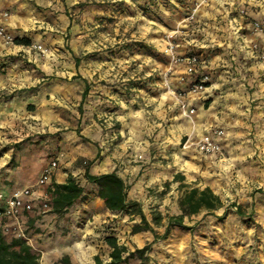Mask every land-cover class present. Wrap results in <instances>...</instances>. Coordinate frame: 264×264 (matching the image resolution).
I'll use <instances>...</instances> for the list:
<instances>
[{"label": "crops", "instance_id": "0c3cea01", "mask_svg": "<svg viewBox=\"0 0 264 264\" xmlns=\"http://www.w3.org/2000/svg\"><path fill=\"white\" fill-rule=\"evenodd\" d=\"M75 3L77 0H0V12L8 13L6 18L0 15V24L5 31L14 39H29V44L16 40L5 44L0 39V204L4 208L13 191L26 187L33 188L30 199H36L46 189L38 186L37 181L45 164L55 156L58 146L64 156L47 188H53L54 183H65L69 174L85 187L81 196L63 212V217L59 218L61 221L57 219L58 213L52 212L53 220L45 226L47 232L54 228L55 234L51 237L43 235L41 241L28 242L44 264L58 262L63 256L68 257L72 264H95V256H101V249L106 251L103 238L108 226L109 231H116L118 239L122 238L117 233L121 228L123 233L129 232V225L120 224L124 220L120 212L107 209L96 196L97 186L85 179V170L72 169V163L76 161H88L87 169L91 174L115 171L121 177L122 172L136 170L139 174L137 182L128 181L127 184L124 181L127 200L146 199L148 188L171 181L186 189L209 187L220 197L223 203L220 208L224 206L220 195L223 191L221 183L214 187L200 182L184 185L196 180L192 171L200 170L202 163L198 159L187 158L189 149L185 151L175 145L168 146L170 139L164 135V129H155L159 131L158 139H167L161 141L164 147L160 152L166 157L162 162L151 160L148 148L133 141L121 143L113 149L106 145V135L96 120L105 112H112L114 102H106L101 97L93 100L92 94H86L89 98L85 96L82 99L85 87L81 88L71 77L77 75L78 70L88 72V69L84 65L77 66V54L74 53L73 58L67 49L56 48L63 44V36L71 33L73 19L69 18L66 10ZM195 4L199 5L193 19L187 20L190 27L186 36L190 39L186 42L194 50L204 49L214 57L209 61L210 66H200L196 72V76H209L206 90L210 91L204 97L209 106L207 102L201 106L194 97L190 99L185 90L187 83L178 82L171 86L184 92L183 100L198 105L196 119L205 121L203 135L216 127L227 130V135L221 138V155H206L210 161L232 168V162H226V149L230 148L236 154L240 148L244 161L249 163L247 168L254 169L264 179V109L261 111V106L250 105L263 102L261 91L264 81L259 75L264 71V58L260 57L264 54V29L254 31L252 22L258 20L264 25V2L222 0V3H208V0H192V3L183 5L188 7V15ZM239 8L245 9V15L238 13ZM186 18L182 16V22H186ZM34 44H42L44 53L33 50ZM253 44L258 45V50L251 48ZM61 57L63 61L60 62ZM210 103H219L225 108L217 110ZM75 105L82 110L78 118L80 126H84L83 135L78 136L74 129L49 135L51 124L57 125L58 120H62L60 114L63 111L69 114ZM240 105L246 106L240 108ZM253 120L256 123L253 124ZM83 137L95 144L86 146L82 143ZM248 155L250 158L247 159ZM177 175L181 178L175 180ZM253 177L245 175L236 180L245 187L242 190H247ZM255 178L258 181V177ZM233 182L230 183L233 185ZM233 206L238 209L237 205ZM34 214L23 212L19 218L24 221L23 218H32ZM38 221L35 218V222ZM11 223V219L7 222L0 217L1 229L5 224L11 228ZM130 240L136 247L145 242L155 243L149 230L131 234ZM121 243L132 246L123 238ZM159 251L160 246L155 245L156 255H160Z\"/></svg>", "mask_w": 264, "mask_h": 264}, {"label": "rangeland", "instance_id": "374dc122", "mask_svg": "<svg viewBox=\"0 0 264 264\" xmlns=\"http://www.w3.org/2000/svg\"><path fill=\"white\" fill-rule=\"evenodd\" d=\"M182 3H192V0H77L75 5L66 10L69 18L73 19L71 33L67 32L63 36V44L56 48L67 49L73 58L74 53L77 54V66L84 65L88 69V72L78 70L77 75L71 77L81 88H87L86 94H92L93 100L101 97L106 102H114L113 111L105 112L96 120L106 135V145L109 149L133 141L148 148L151 160L162 162L166 157L160 152L164 147L161 141L166 137L158 139L159 131H156L161 128L164 129V135L170 139L168 146L175 145L177 149L185 151L189 149L187 158L198 159L202 163L200 170L192 171L196 180L184 185L191 186L199 182L212 186L216 183L222 184V208L213 213L184 217L183 225L188 229L170 227L165 238L163 234L169 226V216L180 213L178 201L186 188L171 181L161 182L160 185L148 188L146 199L127 200V208L120 212L121 218L124 219L120 224L129 225V232L127 230L123 233V228L117 232L124 241L132 245L127 244L128 250L133 252L127 264H264V179L260 178L254 169L247 168L249 163L244 161L245 157L239 151L240 148L236 154L230 148L226 149V162H232V168L215 164L206 154L199 152L195 143L206 130L205 121L196 119L198 105L183 100L184 92L171 86L178 82L187 83L188 88L185 90L190 99L194 97L201 106H205L207 101L204 97H207L210 91L206 90L207 84L202 91L190 92L191 85L200 75L196 76L197 70L189 74L182 62L173 64L170 54L166 51L168 33L179 29L174 37L177 44L175 54L184 57L198 55L201 62L197 69L200 66H210L209 61L214 58L209 55V51H196L186 42L190 39L186 36L190 24L186 19V22H182L183 13L188 10ZM208 3H222V0H208ZM55 32L54 30L53 33ZM32 48L41 53L45 51L42 44H34ZM59 61H63V57ZM259 77L264 81V71ZM261 92L263 102L250 105L261 106L262 111L264 87ZM207 104L209 106V101ZM210 106L217 110L225 108V105L219 103H210ZM245 106L240 105V108ZM69 111V114L64 111L60 114L62 120L59 119L57 125L51 124L49 135L68 129H74L78 136L83 135L84 126H80L78 118L81 108L75 105L73 111ZM226 131L223 128V136L227 135ZM82 143L89 147L95 144L85 137ZM57 148L54 157L60 163L64 154L60 146ZM72 165L75 171L86 170L89 163L76 161ZM117 170L120 169L117 167ZM121 174L127 184L128 181H138L139 174L136 170L131 169ZM245 175L258 177V181L253 177L249 188L242 190L245 187L236 179ZM231 181H234L233 185ZM78 182L84 190L85 187L79 179ZM233 204L237 205L238 209ZM3 209L0 204V217L9 222L3 214ZM34 212L32 218L24 216V221L20 218L11 219V228L3 233L4 238L10 241L14 237H20L27 242H34L41 241L43 235L51 237L55 234L54 228L51 227L47 232L45 226L51 224L53 210L46 213L36 210ZM141 214L152 227L153 238L154 235L158 238H154L155 243L145 242L136 247L130 240L131 229L134 225L143 226ZM43 215L46 217H42ZM57 215L58 221H61L59 218L63 217V212ZM156 215H161V223L158 225L153 222ZM35 218L39 219L38 224ZM109 227L105 233L115 235L116 231H109ZM20 233H23V236ZM116 237L118 239V234ZM122 238L118 239L120 244ZM155 245L160 246V255H156ZM146 246L148 248L144 249ZM107 251V247L106 251H100L104 262L109 260ZM40 262L44 264L41 259Z\"/></svg>", "mask_w": 264, "mask_h": 264}, {"label": "trees", "instance_id": "16d2710c", "mask_svg": "<svg viewBox=\"0 0 264 264\" xmlns=\"http://www.w3.org/2000/svg\"><path fill=\"white\" fill-rule=\"evenodd\" d=\"M187 12L188 10L183 13V17L188 15ZM14 40L29 44V39L26 38H15ZM86 90L87 88L85 87L82 92V99L86 96ZM180 178V175L174 177L175 180ZM85 179L97 186L96 196L102 200L107 209L121 212L127 208V186L124 180L115 171L102 174H91L86 168ZM82 192L83 188L70 174L68 175L65 183H54L52 201L53 212H64L77 198L81 196ZM222 205L223 203L220 197L209 187H190L185 189L183 195L178 201L180 213L178 215L169 216V226H167L163 234V238L168 235L170 227L179 226L183 229H188V227L183 225L184 217L197 215L202 211L212 213ZM153 222L157 225L160 224L161 215L153 217ZM141 223L143 226L134 225L132 227V234L144 230L154 232L143 214H141ZM154 238L156 239L158 236L154 235ZM103 240L109 250V260L104 262L99 256H95V264H127L128 259L133 252H130L127 246L120 244L114 233L106 234ZM147 248V246L144 247V249ZM136 250L141 251V249ZM57 263L72 264L66 256L61 257V259L54 264ZM0 264H40L39 254L25 239L14 237L10 241H7L4 238L0 227Z\"/></svg>", "mask_w": 264, "mask_h": 264}, {"label": "built area", "instance_id": "2783aa9c", "mask_svg": "<svg viewBox=\"0 0 264 264\" xmlns=\"http://www.w3.org/2000/svg\"><path fill=\"white\" fill-rule=\"evenodd\" d=\"M264 2V0H260ZM199 4H195L192 8V11L187 15L186 20H192L196 9ZM238 13L240 15H245V9L239 8ZM2 18H6L8 16L7 11L0 12ZM264 25L258 20H254L252 22V27L254 31H263ZM179 29L173 30L168 33V44L166 51L170 54L171 60L173 64L184 63L186 67V71L190 74L194 73L197 70L198 64L201 62L198 55L191 56H179L175 54V47L177 44L174 42V37L177 35ZM0 39L5 44H11L14 41V37L7 33L0 24ZM253 50H258V45L253 44L251 47ZM261 58H264V54L260 55ZM172 68L170 67L169 70ZM209 76L208 74L201 75L197 81H195L190 88V92L196 93L202 91L206 88V84L208 82ZM167 80V79H165ZM224 132L222 128H214L210 133L203 135L196 143V149L206 155H221L222 146H221V138L223 137ZM59 167V161L57 158H51L43 167L41 175L37 181V185L40 187H44L41 193L36 196V199H30V195L33 192L32 187H26L23 189L15 190L12 194L6 199L5 207L3 209V214L8 219H19L23 212L30 213L35 210L39 213H44L52 209V201H53V188L48 189L47 186L51 185V181L55 171ZM9 230V226L5 224L2 227V232L5 233ZM23 236V233H20Z\"/></svg>", "mask_w": 264, "mask_h": 264}]
</instances>
